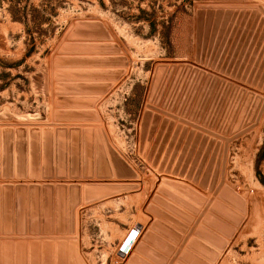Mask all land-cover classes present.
<instances>
[{
	"label": "rangeland",
	"instance_id": "374dc122",
	"mask_svg": "<svg viewBox=\"0 0 264 264\" xmlns=\"http://www.w3.org/2000/svg\"><path fill=\"white\" fill-rule=\"evenodd\" d=\"M0 264H264V0H0Z\"/></svg>",
	"mask_w": 264,
	"mask_h": 264
},
{
	"label": "water",
	"instance_id": "95a60500",
	"mask_svg": "<svg viewBox=\"0 0 264 264\" xmlns=\"http://www.w3.org/2000/svg\"><path fill=\"white\" fill-rule=\"evenodd\" d=\"M125 248V247H124Z\"/></svg>",
	"mask_w": 264,
	"mask_h": 264
}]
</instances>
